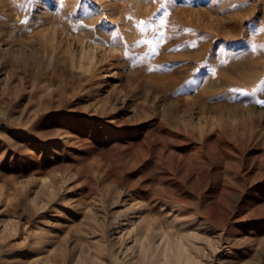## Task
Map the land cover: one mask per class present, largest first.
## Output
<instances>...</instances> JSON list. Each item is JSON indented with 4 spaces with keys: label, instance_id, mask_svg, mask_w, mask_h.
I'll use <instances>...</instances> for the list:
<instances>
[{
    "label": "rangeland",
    "instance_id": "1",
    "mask_svg": "<svg viewBox=\"0 0 264 264\" xmlns=\"http://www.w3.org/2000/svg\"><path fill=\"white\" fill-rule=\"evenodd\" d=\"M257 101L264 0H0V264H264Z\"/></svg>",
    "mask_w": 264,
    "mask_h": 264
},
{
    "label": "snow or ice",
    "instance_id": "2",
    "mask_svg": "<svg viewBox=\"0 0 264 264\" xmlns=\"http://www.w3.org/2000/svg\"><path fill=\"white\" fill-rule=\"evenodd\" d=\"M165 16H167L168 14H167V12H165V14H164ZM25 23H26V21H25ZM159 23L161 24V25H163L164 23H165V20H163V19H161L160 21H159ZM142 31H143V29H141ZM162 35V34H161ZM189 83H195L194 81H189ZM257 103H264V101H257Z\"/></svg>",
    "mask_w": 264,
    "mask_h": 264
}]
</instances>
